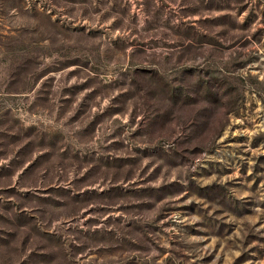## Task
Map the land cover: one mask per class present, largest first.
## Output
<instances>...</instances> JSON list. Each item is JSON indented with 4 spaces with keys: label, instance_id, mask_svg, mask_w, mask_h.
I'll return each mask as SVG.
<instances>
[{
    "label": "rangeland",
    "instance_id": "1",
    "mask_svg": "<svg viewBox=\"0 0 264 264\" xmlns=\"http://www.w3.org/2000/svg\"><path fill=\"white\" fill-rule=\"evenodd\" d=\"M0 264H264V0H0Z\"/></svg>",
    "mask_w": 264,
    "mask_h": 264
}]
</instances>
